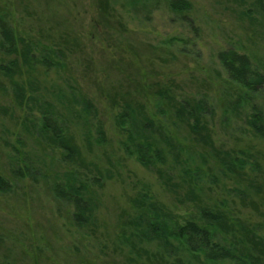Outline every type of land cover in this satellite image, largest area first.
Instances as JSON below:
<instances>
[{"label": "rangeland", "instance_id": "1", "mask_svg": "<svg viewBox=\"0 0 264 264\" xmlns=\"http://www.w3.org/2000/svg\"><path fill=\"white\" fill-rule=\"evenodd\" d=\"M134 1L0 0L17 50L7 53L0 31V66L17 65L12 79L0 71V178L10 187L0 192V264H208L145 233L149 216L179 226L207 210L235 230L218 231L216 241L243 240L245 228L264 245V138L249 126L255 108L264 128V85L245 91L219 57L246 56L264 76L260 7L256 0H143V8ZM173 1L189 10L172 11ZM186 101L206 108L202 136L188 115H175ZM124 103L151 120L166 162L142 166L125 152L116 121ZM42 113L73 137L75 163L49 142ZM232 158L242 165L227 167ZM67 177L85 182L94 201L86 227L53 193Z\"/></svg>", "mask_w": 264, "mask_h": 264}, {"label": "trees", "instance_id": "2", "mask_svg": "<svg viewBox=\"0 0 264 264\" xmlns=\"http://www.w3.org/2000/svg\"><path fill=\"white\" fill-rule=\"evenodd\" d=\"M142 2L143 0L134 1L136 5L143 8L145 4L142 5ZM256 3L260 7L261 17H263L264 21V0H256ZM170 8L176 13H181L189 10V4L185 1H173L170 3ZM0 31L5 44L8 46L7 53L16 54V38L2 20H0ZM219 57L231 80L245 89V91L255 92L260 86L264 85V76L251 69L246 56L238 55L235 52H225L221 53ZM21 58L27 65L32 62L33 59L27 46L21 52ZM16 69L17 65L15 62L4 67L0 66L1 74L8 79H12L17 72ZM162 99L172 101V97L167 94H164ZM183 103L184 105L181 102L179 103V106L175 110V115L177 117L188 115L193 125L191 127L192 133L202 136L203 126L201 125V118L203 119V115H206L204 104L201 102L191 104L187 101ZM121 107L122 111L118 114L116 121L119 128L126 135L125 152L135 154L137 161L142 166L166 162L165 151L160 147L161 142L158 140L160 137H156L157 134L153 128V123L149 120L148 116L143 113L141 108L139 109L128 103H124ZM262 120V114L254 108L252 118L249 120V126L252 132L259 138H264ZM42 128L44 133L49 135V142L62 152L64 161L75 163L79 151L73 137L60 126L58 120L51 115L42 113ZM161 141L164 142V139L161 138ZM233 165L239 167L242 164L236 158H232V160L226 159L227 167ZM25 171L27 170L25 169ZM17 173H20L19 176H24L22 170ZM9 190V185L0 178V192L7 193ZM53 193L58 199L73 205L75 210L73 219L78 227L88 226L93 216L95 204L92 197L89 196V190L85 182L67 177L66 183L55 182L53 184ZM148 218L149 220L145 222L146 235L155 237L160 241L172 239L182 249L192 255L200 256L208 264H221L224 262L233 264H260V260L261 264H264V245L261 244L260 247L254 236L252 237L255 240L248 236L249 232H251L250 230L241 228L243 240L237 238L236 242H224L222 244L214 239L218 231L223 232L225 235L229 232H235L232 226L224 222L223 216L219 213H213L208 210L200 211L198 221H186L179 226L168 224L167 222H158L157 220H153L151 216ZM244 240L247 244L243 242ZM243 245L246 247L245 250L239 248V246ZM258 247L261 248V259H254L252 251H256Z\"/></svg>", "mask_w": 264, "mask_h": 264}]
</instances>
